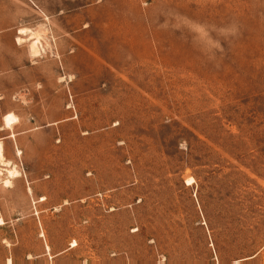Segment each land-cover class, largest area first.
Here are the masks:
<instances>
[{
  "label": "rangeland",
  "instance_id": "1",
  "mask_svg": "<svg viewBox=\"0 0 264 264\" xmlns=\"http://www.w3.org/2000/svg\"><path fill=\"white\" fill-rule=\"evenodd\" d=\"M0 142V264H264V0H0Z\"/></svg>",
  "mask_w": 264,
  "mask_h": 264
},
{
  "label": "bare ground",
  "instance_id": "2",
  "mask_svg": "<svg viewBox=\"0 0 264 264\" xmlns=\"http://www.w3.org/2000/svg\"><path fill=\"white\" fill-rule=\"evenodd\" d=\"M25 33H26V31H24V30H22L20 32V34H25ZM36 38H38V37L36 36ZM39 39H35V41L31 45V50H32L33 54H35V55H39V43H40L39 42ZM18 40L19 41H21V40L24 41L22 38H19ZM4 121H5V127H11L15 122H17V117L15 115H13V114H8V115H6L4 117ZM4 154L5 153H4L3 143L0 142V166L1 167L3 165V164L1 165V163L4 161V158H5L4 157ZM4 167H7V166H4ZM8 169H9V167H8ZM8 171H9V177H10V179L5 182L7 185L11 184V179L14 180L15 178H18L20 176V171L17 168H13V166H12V169H10Z\"/></svg>",
  "mask_w": 264,
  "mask_h": 264
}]
</instances>
